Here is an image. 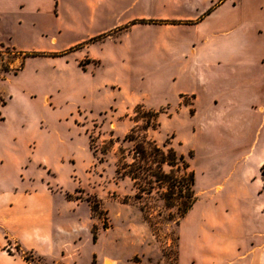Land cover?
Masks as SVG:
<instances>
[{"label":"rangeland","instance_id":"rangeland-1","mask_svg":"<svg viewBox=\"0 0 264 264\" xmlns=\"http://www.w3.org/2000/svg\"><path fill=\"white\" fill-rule=\"evenodd\" d=\"M151 30L0 32V235L26 250L9 254L44 264L53 235L62 264H238L236 241L264 230V67L199 68L192 34ZM188 172L180 214L167 188ZM15 188L49 194L63 230L38 197L12 220Z\"/></svg>","mask_w":264,"mask_h":264},{"label":"crops","instance_id":"crops-1","mask_svg":"<svg viewBox=\"0 0 264 264\" xmlns=\"http://www.w3.org/2000/svg\"><path fill=\"white\" fill-rule=\"evenodd\" d=\"M153 28L162 35L179 31L192 34L194 41L187 49V55L199 68L235 72L264 67V0H0V32L100 33L118 30L130 36L134 32H151ZM159 49L168 53L176 51L166 43L160 44ZM196 100L194 97L193 103ZM259 108L263 110L262 106ZM18 190L15 188L7 194V197L13 195L11 201L1 202L2 208L12 210V220L23 215V209L29 210L24 202L38 197V201H46L44 221L47 225L63 230L59 223L55 225L58 213L54 215L56 212L51 209L49 194ZM0 197L3 198L4 193ZM19 198L26 200L16 201ZM17 209L23 210L22 214ZM3 219L7 217L3 215ZM7 234V237L0 235V264H32L18 252H6L7 245L17 243L20 250L26 251L17 236ZM65 240L52 235L47 239V252L37 257L44 264L64 263L55 257L54 251L57 243L64 244ZM226 241L227 251L232 242ZM234 249L238 264H264V230H255L249 238L242 234ZM227 257L230 256H221L220 261L213 257L208 262L232 264Z\"/></svg>","mask_w":264,"mask_h":264},{"label":"trees","instance_id":"trees-1","mask_svg":"<svg viewBox=\"0 0 264 264\" xmlns=\"http://www.w3.org/2000/svg\"><path fill=\"white\" fill-rule=\"evenodd\" d=\"M142 142H144V141H142ZM138 149L142 150L144 152L143 146H141V145L139 146L138 145ZM138 149L136 148V151H135L136 153L135 154H137V156H140L141 152ZM160 154H161V157H162L163 156L162 152H160ZM171 157H172V160L174 162H176V161L180 162L184 169L188 168V164H187V162H185V160H184V158L182 156H177L176 154L171 152ZM163 158H164V156H163ZM262 175H264V172H262ZM185 179H186L185 190H184V188L182 189V186L178 187L175 184H172L171 186H169L167 188L168 191L170 192V194L172 195V197L179 195L180 199H182L183 197L186 198L185 202H181L182 203V208H181L180 214H184L186 212L187 208L190 206V203L192 201V191H191V186L193 184L192 173L188 172V174L186 175ZM263 186H264V178H263Z\"/></svg>","mask_w":264,"mask_h":264},{"label":"bare ground","instance_id":"bare-ground-1","mask_svg":"<svg viewBox=\"0 0 264 264\" xmlns=\"http://www.w3.org/2000/svg\"><path fill=\"white\" fill-rule=\"evenodd\" d=\"M105 264H111V263L107 261Z\"/></svg>","mask_w":264,"mask_h":264}]
</instances>
